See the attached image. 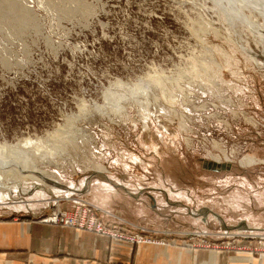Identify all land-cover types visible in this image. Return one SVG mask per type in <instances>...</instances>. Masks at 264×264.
<instances>
[{
	"label": "rangeland",
	"instance_id": "374dc122",
	"mask_svg": "<svg viewBox=\"0 0 264 264\" xmlns=\"http://www.w3.org/2000/svg\"><path fill=\"white\" fill-rule=\"evenodd\" d=\"M230 12L217 0H0V145L65 138L47 143L61 153L29 146L21 169L0 171V221L89 204L154 243L45 223L132 245L264 253V44ZM216 159L230 169L203 166ZM114 176L154 224L91 200Z\"/></svg>",
	"mask_w": 264,
	"mask_h": 264
},
{
	"label": "crops",
	"instance_id": "0c3cea01",
	"mask_svg": "<svg viewBox=\"0 0 264 264\" xmlns=\"http://www.w3.org/2000/svg\"><path fill=\"white\" fill-rule=\"evenodd\" d=\"M113 178L117 180L100 182L95 189L98 191L91 192V200L122 215L127 213L126 208L130 205L135 211L129 218L146 226L154 224L155 219L149 218L154 210L134 203L128 195L131 193H123L119 188L130 189L129 184L117 176ZM13 199L17 198L13 196ZM125 200L129 204L126 205ZM45 208L32 207L31 214L23 220L0 221V264H264V253L255 257L248 251L227 253L199 249L192 253L189 248L178 245H132L45 223L37 218L46 212Z\"/></svg>",
	"mask_w": 264,
	"mask_h": 264
},
{
	"label": "bare ground",
	"instance_id": "6f19581e",
	"mask_svg": "<svg viewBox=\"0 0 264 264\" xmlns=\"http://www.w3.org/2000/svg\"><path fill=\"white\" fill-rule=\"evenodd\" d=\"M217 1L219 2L223 1L227 3L228 6L233 11V12H230V14H233L236 12L238 14L242 13L245 19L250 23L249 24L251 26L250 30H252L251 33L257 36L260 42L264 44V0H217ZM244 13H246V15ZM254 14H258L260 16L262 20L261 23L254 21L256 20L254 18ZM233 21L234 22L236 21L235 17ZM252 59L258 62V59L256 57H252ZM58 132L59 130L49 135L48 138L38 139L36 140V142H31V140H24V141L22 140L19 143H16L15 145H7V144L0 145V153L5 157V160L0 159V171L4 169H12L13 167H17L21 169L22 161L23 159H25L24 158L25 151L27 147L29 146L31 147L32 151H34L35 155H38L39 157L44 158V159H46V156H45L46 152L50 153L51 156L58 154L60 152L59 149L48 146L47 144L49 143V141H52V140L59 142L65 139ZM215 161L219 162L218 159H216ZM259 162L260 161L254 158L246 157L241 161V165L243 166L252 165V164H257ZM37 173L44 174L43 172L40 173L39 171ZM240 232L242 233L245 231H240ZM146 245H149V244H146ZM163 246H167V245H163Z\"/></svg>",
	"mask_w": 264,
	"mask_h": 264
},
{
	"label": "built area",
	"instance_id": "2783aa9c",
	"mask_svg": "<svg viewBox=\"0 0 264 264\" xmlns=\"http://www.w3.org/2000/svg\"><path fill=\"white\" fill-rule=\"evenodd\" d=\"M75 207L79 210L83 209V212L76 215L73 210L71 212L57 210L49 213L44 221L56 224L61 223L63 225L76 227L81 230L85 229L95 231L101 235H109L121 240H130L131 242L137 243H154L150 240H144V238L139 235H137V238H135L133 235L128 234L125 229H118V227L116 226L108 225L91 211L89 204H77L76 206H74V208Z\"/></svg>",
	"mask_w": 264,
	"mask_h": 264
},
{
	"label": "water",
	"instance_id": "95a60500",
	"mask_svg": "<svg viewBox=\"0 0 264 264\" xmlns=\"http://www.w3.org/2000/svg\"><path fill=\"white\" fill-rule=\"evenodd\" d=\"M203 166L208 169L222 170V169H230L231 164L205 160Z\"/></svg>",
	"mask_w": 264,
	"mask_h": 264
}]
</instances>
